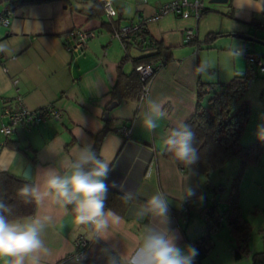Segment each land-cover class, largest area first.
Instances as JSON below:
<instances>
[{
  "label": "crops",
  "instance_id": "0c3cea01",
  "mask_svg": "<svg viewBox=\"0 0 264 264\" xmlns=\"http://www.w3.org/2000/svg\"><path fill=\"white\" fill-rule=\"evenodd\" d=\"M94 1L59 0L0 12V44L9 49L7 53L0 52V172L23 178L25 169L31 166L29 179L33 186L44 191L45 175L50 172L61 176L70 174L81 149L88 144L94 146V137L107 122L113 130L103 138L99 156L110 161L108 192L123 197L126 192L134 195L128 199L130 205L120 221L116 224L109 221L108 228L101 234L96 233V238L124 264L150 230L170 229L177 246L186 251L205 229L200 227L201 231L187 239L199 228V223L192 221L196 212L191 213L187 223L169 215L166 224L149 212L145 204L151 196L162 193L170 210H180L186 197L204 190L208 194L212 185L199 181L195 170L179 169L171 160L172 153L164 148L163 139L169 129L185 124L193 116L198 83L210 84L202 79L204 68L201 69L198 50L203 44L199 43L209 33L239 38L238 35L252 36L253 32L264 30V0H227L225 4L198 0L202 5L198 20L192 16L183 19L172 13L152 20L159 7L176 0H112L120 3L119 24L127 26L147 20L144 28L148 36L161 43L171 59L152 78L145 103L122 101L108 112L107 120L104 114L111 103L109 92L116 81L118 65L126 54L136 58L140 53L134 48L126 51L112 37L103 25L108 23L103 11L88 13ZM1 19L7 20V24ZM75 29L94 34L81 52L67 47L70 33ZM188 29H194L197 45L185 43ZM237 52L245 58L242 49ZM131 68L132 63L125 62L124 71L129 72ZM13 80L17 81L16 86ZM149 98L162 102L167 112L155 132L142 126ZM18 99L30 111L52 104L63 112L62 118L29 128L18 127L5 136L1 130L6 123L2 113L6 109L17 110ZM124 127L131 129L127 139L120 132ZM189 191L193 194L189 195ZM69 206L63 207L53 196H45L41 202H36L32 217L19 220L23 223L40 219L43 224L40 238L47 251L34 254L40 264H88L71 258L76 239L92 236L89 227L75 222L74 211ZM221 236L218 241H212L211 249L200 264H247L250 261V257L233 260L229 251L232 239L228 241V237L221 239ZM220 240L223 245L217 247ZM250 240L249 249L255 253L257 246L251 248ZM11 259L0 257V264H10ZM24 264H29V258H25ZM193 264H196L195 259Z\"/></svg>",
  "mask_w": 264,
  "mask_h": 264
},
{
  "label": "trees",
  "instance_id": "16d2710c",
  "mask_svg": "<svg viewBox=\"0 0 264 264\" xmlns=\"http://www.w3.org/2000/svg\"><path fill=\"white\" fill-rule=\"evenodd\" d=\"M59 0H0V12H11L24 6L33 4L51 3ZM95 4L88 11L89 14L102 12V1L95 0ZM120 7H116L117 16L110 23H103L110 33L118 29L121 25ZM259 27V26H258ZM264 28V27H263ZM218 33H209L203 42L199 44H210L216 39ZM264 40V39H262ZM194 41L189 44H194ZM197 42V41H196ZM197 45V43H195ZM128 48H134L139 51L140 55L131 58L126 54L120 61L117 68L116 81L114 82L110 92V104H120L122 101L140 102V96L144 87L150 84V80L145 82L140 80L136 67L139 65H156L161 62H169L170 54L161 43L151 39L145 28H141L137 34L126 43V51ZM200 48V47H199ZM258 58L264 56L255 55ZM132 63L131 71L125 72L123 66L125 62ZM254 67L249 65L245 72L235 74L233 78L226 84H221L219 88H215L211 84L199 82L196 91V108L193 116L185 123L195 133L193 147L197 150V160L191 165H185L171 156V160L177 167L183 171L195 170L199 176L208 177L213 171H220L222 165L231 157H238L241 160V172L247 166L260 165L261 156L264 152V121L259 136L248 146H241V135L245 130L250 115V107L243 100L244 94L249 86L251 79L255 76ZM154 77V76H153ZM113 129L105 127L99 134L94 137L93 149L99 156L100 145L108 132ZM125 139L129 137H125ZM34 161V159H31ZM85 170L91 165H85ZM240 176L235 178L232 183L227 198L223 201V209L218 208V193L221 186H212L211 194L207 195L204 190L196 196L186 197L183 205L187 208V212L181 215L180 210H170L169 215L176 220L188 222L191 213L195 211L202 219L208 217L205 222V229L200 237L194 241L191 246L198 249L199 255L195 257L196 264L206 256L212 247V234L221 230L224 226L228 228L232 238L229 251L233 260L238 261L246 257H250L252 264H264V227L259 231L262 248L260 251L251 253L249 249V240L251 226L245 220L241 213L239 205L238 182ZM206 184H210L209 180H205ZM25 184L33 186L31 179L17 177L9 172H0V201H3L10 207L11 211L4 213L10 221H19L30 218L36 210V202L29 197H21L18 195V189ZM105 200V208L111 209L119 216H122L130 205V200L125 201L124 197L117 193H107ZM28 201L27 203L25 201ZM145 204V203H144ZM196 205V206H195ZM146 207V204H145ZM150 212V211H149ZM75 214V213H74ZM264 217V210H262ZM221 217V220H218ZM183 233L184 230H183ZM88 264H124L106 245L101 243L96 237L89 239L88 247L85 251Z\"/></svg>",
  "mask_w": 264,
  "mask_h": 264
},
{
  "label": "clouds",
  "instance_id": "9594fccd",
  "mask_svg": "<svg viewBox=\"0 0 264 264\" xmlns=\"http://www.w3.org/2000/svg\"><path fill=\"white\" fill-rule=\"evenodd\" d=\"M6 45L0 44V52L7 53ZM239 53H235L238 56ZM148 111L142 120V126L149 132H155L159 121L167 117L162 102L149 98ZM195 133L186 124H179L169 129L163 139L164 148L173 154V157L185 165H191L197 160V150L193 147ZM85 165H91L85 170ZM112 169L110 161L98 156L93 147L88 144L81 149L77 162L71 165L70 174L61 176L47 173L44 179V191L38 187L25 184L18 189L21 197L31 196L37 203L45 196H53L57 203L66 207L73 205L74 220L78 224L93 226L97 234L103 233L109 226V221L116 224L121 217L111 209H105V200L109 185L106 183ZM116 186L115 182L112 184ZM193 193L189 191V195ZM134 195L126 192L127 201ZM28 202L27 200L25 201ZM147 210L155 217L161 218L166 224L169 217V205L162 193L151 196L146 202ZM11 209L0 201V257H9L10 264H24L29 258V264H40L39 258L34 255L44 249L40 238L43 224L40 219L29 222L10 221L4 215ZM176 237L170 234V229L150 230L142 238V243L127 260V264H193V259L199 255L194 246H187L186 251L176 244Z\"/></svg>",
  "mask_w": 264,
  "mask_h": 264
},
{
  "label": "rangeland",
  "instance_id": "374dc122",
  "mask_svg": "<svg viewBox=\"0 0 264 264\" xmlns=\"http://www.w3.org/2000/svg\"><path fill=\"white\" fill-rule=\"evenodd\" d=\"M252 36L264 39V30L253 32ZM224 37L218 35L212 44H210V47L204 43L200 50H198V58L200 65H202L201 69L204 68L202 79L210 82L215 88H219L221 84L228 82L225 81L227 80L226 78H232L234 73L241 74L245 72L248 67V63L243 55H235V53H238L237 50L242 49L244 54L250 53L264 56V46L262 45L255 42L243 41L237 37ZM234 59H236V63ZM225 72H228L227 77H225ZM255 73L243 97V100L250 107V115L245 130L241 135V146L250 145L259 136L264 121V73L261 74L258 71ZM240 167L241 160L238 157H231L222 165L221 172L213 171L208 177L201 175L199 181L209 180L212 186L220 185L222 187L221 190L224 189L217 196L219 200L217 203L218 208L222 210L224 207L223 201L227 198L232 183L235 178L240 176L238 182L239 205L243 218L251 226V248L256 245V251L258 252L262 248L259 231L264 227V217L262 215V210H264V152L261 156L260 165L247 166L242 172ZM210 194L211 192L207 195ZM192 221L198 222V227L205 226L204 220L196 213ZM221 235L224 238L228 237V241L232 239L226 226L212 234L211 238L216 242L218 241L217 238ZM228 241L224 246H227ZM220 245H223L222 240H220V244L217 247H220ZM209 263H212V261ZM247 264H252L251 260Z\"/></svg>",
  "mask_w": 264,
  "mask_h": 264
},
{
  "label": "built area",
  "instance_id": "2783aa9c",
  "mask_svg": "<svg viewBox=\"0 0 264 264\" xmlns=\"http://www.w3.org/2000/svg\"><path fill=\"white\" fill-rule=\"evenodd\" d=\"M103 13L108 21V23L112 22L117 16L116 6L114 5L112 0H101ZM168 13H172L181 17L183 19L193 17L195 20H198L200 15L202 14V5L198 0L193 2H188V0H176L167 4L162 5L156 12V15L152 18L156 19L161 16H164ZM4 24H7V20L1 19ZM147 20H141L138 24L120 26L118 29L113 30L111 33L112 37L116 38L120 43L123 49H126V43L134 37L137 32L141 28L144 27ZM94 37V34L91 31H83L75 29L70 33V40L68 42V49L74 52H81L87 42ZM196 39V33L194 29H188L185 32V43H189ZM245 58L247 63L254 67L259 73H264V59L256 57L254 54H245ZM167 62H159L156 65H139L136 67V72H138L140 80L145 82L146 80H150L159 71L166 65ZM151 81V80H150ZM151 83V82H150ZM13 86H16L17 81H12ZM150 85V84H149ZM149 85L144 87L140 96V104L146 102L148 97ZM19 101V108L15 111L6 109L2 113V118L6 120V123L2 126V132L5 136L11 135L18 127L29 128L32 126H37L45 121H59L62 118L63 112L50 104L44 106L37 111H30L23 106V104ZM120 132L123 136L129 137L131 129L129 127H124L120 129ZM187 212V208L182 205L181 206V215L183 220V215ZM204 221H208V217L205 216ZM218 220H221L219 217ZM91 232L92 237H96V232L93 226H88ZM89 239L84 238L82 236L78 237L75 241V250L71 256L72 259L80 262L87 261V255L85 251L88 247Z\"/></svg>",
  "mask_w": 264,
  "mask_h": 264
},
{
  "label": "water",
  "instance_id": "95a60500",
  "mask_svg": "<svg viewBox=\"0 0 264 264\" xmlns=\"http://www.w3.org/2000/svg\"><path fill=\"white\" fill-rule=\"evenodd\" d=\"M113 3H114V5H115L116 7H118L119 4H120L118 1H113ZM211 3L225 4V3H227V0H212ZM238 37H239L241 40H243V41H247V42H255V43L259 44V45L264 46V40L257 39V38H255L254 36L247 35V34H242V35H238ZM115 106H116V103H112V104L109 105V107L107 108V111H106L105 114H104V120H107V119H108V112H109L110 110H112ZM30 174H31V166H28V167L25 169V172H24V174H23V178L29 179V178H30ZM73 207H74V206L70 204L69 208H70L71 210H73ZM82 225H84V224H82ZM84 226H85V227H88L89 225H84ZM197 231H201V228H200V227H199V228H196L192 234L188 235L187 239H191L192 236H193L195 233H197Z\"/></svg>",
  "mask_w": 264,
  "mask_h": 264
}]
</instances>
